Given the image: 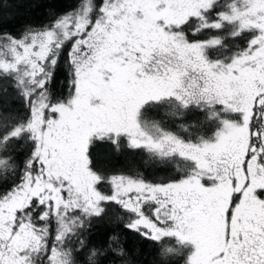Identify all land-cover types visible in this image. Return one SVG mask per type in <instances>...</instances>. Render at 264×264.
Wrapping results in <instances>:
<instances>
[{
	"label": "snow or ice",
	"instance_id": "6c2138e0",
	"mask_svg": "<svg viewBox=\"0 0 264 264\" xmlns=\"http://www.w3.org/2000/svg\"><path fill=\"white\" fill-rule=\"evenodd\" d=\"M0 93V264H136L89 240L112 205L161 264H264V0H77L0 27ZM97 142L176 178L100 173Z\"/></svg>",
	"mask_w": 264,
	"mask_h": 264
},
{
	"label": "trees",
	"instance_id": "16d2710c",
	"mask_svg": "<svg viewBox=\"0 0 264 264\" xmlns=\"http://www.w3.org/2000/svg\"><path fill=\"white\" fill-rule=\"evenodd\" d=\"M77 0H7L4 8L6 20L2 26L13 34H17L25 24H41L50 18V13H63L76 6ZM66 73L63 67V57L56 72V83L53 87H60L59 82L65 79ZM12 90L9 89V93ZM8 103V97L0 93V106ZM12 107H17L15 100L11 101ZM203 116L202 113L198 114ZM145 153L140 150L122 148L116 151L114 147L106 142H97L91 149V159L94 169L106 175L126 174L135 175L142 173L144 177L152 182L167 181L175 179L176 174L171 170L153 168L144 163ZM106 192L109 188L104 189ZM101 218H94L90 229L89 240L93 244H103L110 235H118L125 250L136 264H161L158 256V248L151 242L143 240L136 233L124 228L123 222L115 220L116 213L111 210ZM127 216V214H125ZM174 243V242H173ZM111 259H117L110 257ZM185 255L174 257L168 264H184Z\"/></svg>",
	"mask_w": 264,
	"mask_h": 264
}]
</instances>
